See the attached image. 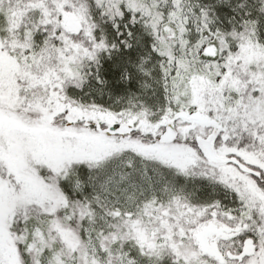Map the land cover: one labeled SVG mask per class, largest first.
Instances as JSON below:
<instances>
[{
	"label": "snow or ice",
	"instance_id": "6c2138e0",
	"mask_svg": "<svg viewBox=\"0 0 264 264\" xmlns=\"http://www.w3.org/2000/svg\"><path fill=\"white\" fill-rule=\"evenodd\" d=\"M0 264H264V0H0Z\"/></svg>",
	"mask_w": 264,
	"mask_h": 264
}]
</instances>
